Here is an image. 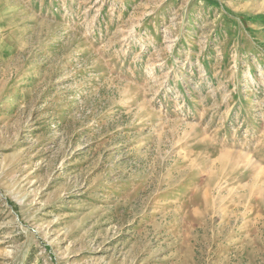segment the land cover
Instances as JSON below:
<instances>
[{
	"label": "rangeland",
	"instance_id": "374dc122",
	"mask_svg": "<svg viewBox=\"0 0 264 264\" xmlns=\"http://www.w3.org/2000/svg\"><path fill=\"white\" fill-rule=\"evenodd\" d=\"M0 264H264V0H0Z\"/></svg>",
	"mask_w": 264,
	"mask_h": 264
}]
</instances>
